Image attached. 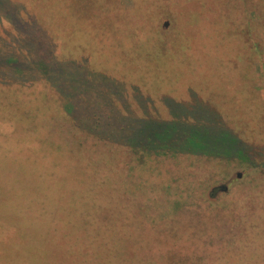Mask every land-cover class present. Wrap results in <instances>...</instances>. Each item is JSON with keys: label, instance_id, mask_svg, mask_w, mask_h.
Segmentation results:
<instances>
[{"label": "rangeland", "instance_id": "374dc122", "mask_svg": "<svg viewBox=\"0 0 264 264\" xmlns=\"http://www.w3.org/2000/svg\"><path fill=\"white\" fill-rule=\"evenodd\" d=\"M7 1L0 5V57L18 58L26 67L21 70L33 74L24 83L14 65L0 64V180L10 174L26 180L30 188H20L26 196L18 201L38 224L19 232L29 242L48 226L56 235L75 234L84 219L88 234L106 236L116 251L115 238L123 234L195 233L201 239L194 254L202 262L226 246L238 257L233 264H264V0H56V16L49 0L48 10L28 0ZM54 23L60 25L56 42L48 35ZM27 42L40 54L55 44L53 57L60 60H88L76 63L97 86L84 94L92 97L91 110L75 119L64 111L62 96L29 69L35 56L24 49ZM61 64L54 78L76 75L73 63ZM104 79L108 87L99 83ZM118 88L130 117L141 115V103L151 118L168 121L177 114L181 121L228 130L253 165L133 152L118 144L120 135L112 142L109 131L121 124V105L96 94ZM220 184L227 192L209 193ZM210 208L224 214L214 232L238 229L234 244L209 235ZM24 252L20 263L34 264L31 244ZM13 263L14 255L12 263L0 259Z\"/></svg>", "mask_w": 264, "mask_h": 264}, {"label": "trees", "instance_id": "16d2710c", "mask_svg": "<svg viewBox=\"0 0 264 264\" xmlns=\"http://www.w3.org/2000/svg\"><path fill=\"white\" fill-rule=\"evenodd\" d=\"M28 1L34 5L42 4L41 7L48 10L46 8L47 0ZM49 1L52 3V9L49 13L52 16H56L60 4L58 5L56 0ZM6 2L8 1L0 0V5ZM59 27V23H54L53 26L50 27V33L48 32L49 37L55 42V39L60 37ZM23 47L26 52L34 51L35 58L32 63L33 65H31L29 69H35V71L37 70L42 76L47 78L48 82L51 83L60 97L62 96L64 99L62 103V99L60 98L62 107L71 118L75 119V117H79L78 115L81 114L82 111L91 110L88 101L92 97L85 96L84 94L97 89V86L96 83L93 82V79L91 81L85 79L86 69L81 70L83 74L79 73L80 68L76 63L87 64L88 60L86 58H74V60H69L67 58L60 60L55 56L54 58L53 51L55 44L52 43H48L46 47L40 51L41 54L38 52L39 49L37 50L34 48L32 42L23 44ZM92 49L96 51L97 46H94ZM52 58L56 60V65L51 63V61H54ZM47 60L49 64L46 62ZM66 61L68 62L66 63ZM60 63H64L61 64L62 67H66L68 63L70 65L73 63V69L76 75L71 76L69 80L64 79V77L57 79V76L54 78L52 73L54 69L60 67ZM0 64H6L7 66L14 65L17 69L16 71H20L23 74L19 77H22L24 83L32 81L31 76L33 74L27 75L21 70L26 67L22 66L21 60L18 58L5 59L0 57ZM126 66H129V63L128 65L126 64ZM127 74L128 76H132L129 72H127ZM1 76L4 77V75ZM99 83H101L102 86L108 87L106 79ZM214 84L215 82H212V85ZM109 93L110 94L107 95L100 93L96 95L105 102H109L110 100V102H113L116 100L121 105L120 110L117 109L121 113V116L118 117L121 124H116L115 127L109 131L110 133H114L112 136L108 132V135L111 136H109V138H112V142L115 141L113 139H116L120 135V137H118L120 139L116 140L118 144L126 146L133 152L154 154L155 156L168 154L205 156L223 160H239L253 165L251 159L248 157L247 151L238 147L237 140L230 131L225 129H213L201 122L193 123L181 121L177 114H174L173 118L168 121L151 118L146 109L141 107V103L138 104L140 105L138 108L141 110V115L130 117L127 114L126 107L120 102L126 99L123 97L120 89L119 92L118 90L112 92L111 89ZM113 94L117 95H115L114 99L112 98L114 96ZM209 95L212 97L214 96L213 92ZM138 99L139 98H134V100ZM207 99L211 101L209 96ZM83 103L84 105L81 106ZM36 109H39L42 113L46 112L45 114H47V111L42 107ZM125 128L128 134L124 133ZM113 152H115V150H111L109 153L112 154ZM23 186L30 188L25 179L16 176L11 178V174L9 176L5 175L3 181L0 180V259L4 258L5 261L10 260L12 263V255H14L15 264H21L20 262L26 258L24 255L26 252L24 251H26L31 244V249L37 253L34 256V264H40L42 261L45 264H207L201 261L202 258H198L197 255L194 254L195 251H197L196 242L199 241L201 237L193 232V234L187 233L177 235L171 233L152 236H143V234L142 236L123 234L115 238L116 245L118 246V251H116L115 249H110L107 244L110 239L106 236H98L94 235V233L88 234L86 227L88 224L90 225V221L82 219L83 221L81 220L78 222V225H76V229L79 230L78 233L56 235L50 231L51 229L48 226L47 231H44V236L41 238L39 237V240H36L38 238H30L29 242L19 231L29 226L31 229H34L33 227H36L38 224L25 217L23 211L24 204L18 201L19 198L23 199V197L26 196L24 193L20 192V188ZM37 192L39 193V191ZM39 194H41V192ZM208 210L209 217H212L209 221L211 232L209 235L213 236V238L215 237L221 244L225 243L222 241L223 239L229 241V245L234 244V242L237 241L236 231L238 229L235 227L233 232L231 230L232 227H226L221 233L220 230L219 232L217 230L214 232L219 219H221L224 214L217 208H210ZM12 216L15 218L17 217L19 222L8 223L7 220ZM191 216V221H197L195 215ZM191 238L194 240L192 241ZM120 243H124L123 249ZM191 245H195L196 248L191 249ZM110 246L112 248V245ZM128 248H130V253L126 251ZM219 248L221 249L208 254V258L211 260L208 264H233L231 260L233 261L234 257L238 259L233 253L234 250L231 248H227L226 246ZM212 251L213 250H210L209 252ZM40 252L43 254H40ZM128 259L129 261L126 262Z\"/></svg>", "mask_w": 264, "mask_h": 264}, {"label": "water", "instance_id": "95a60500", "mask_svg": "<svg viewBox=\"0 0 264 264\" xmlns=\"http://www.w3.org/2000/svg\"><path fill=\"white\" fill-rule=\"evenodd\" d=\"M165 25H167V23H165ZM240 173H237V177H240ZM228 190V186L226 184H220V185H217V186H214L213 188H211L210 190V194H214L216 192H227Z\"/></svg>", "mask_w": 264, "mask_h": 264}]
</instances>
